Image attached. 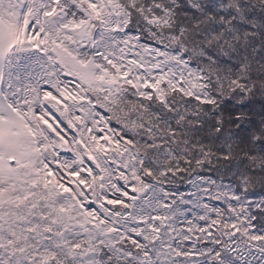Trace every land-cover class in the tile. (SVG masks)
Returning <instances> with one entry per match:
<instances>
[{
	"label": "snow or ice",
	"instance_id": "snow-or-ice-1",
	"mask_svg": "<svg viewBox=\"0 0 264 264\" xmlns=\"http://www.w3.org/2000/svg\"><path fill=\"white\" fill-rule=\"evenodd\" d=\"M0 264H264V0H0Z\"/></svg>",
	"mask_w": 264,
	"mask_h": 264
}]
</instances>
